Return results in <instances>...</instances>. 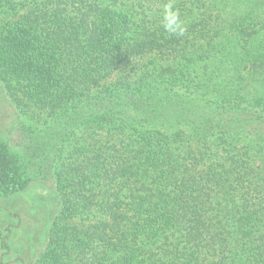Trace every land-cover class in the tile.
<instances>
[{"label":"trees","instance_id":"trees-1","mask_svg":"<svg viewBox=\"0 0 264 264\" xmlns=\"http://www.w3.org/2000/svg\"><path fill=\"white\" fill-rule=\"evenodd\" d=\"M0 79L60 201L37 264H264V0H0ZM33 180L0 142V196Z\"/></svg>","mask_w":264,"mask_h":264},{"label":"rangeland","instance_id":"rangeland-1","mask_svg":"<svg viewBox=\"0 0 264 264\" xmlns=\"http://www.w3.org/2000/svg\"><path fill=\"white\" fill-rule=\"evenodd\" d=\"M117 77L115 75L107 84ZM38 128L35 121L23 114L5 81L0 79V142L7 147L20 170L24 171V176L34 178L31 184L48 185V188L41 190L43 195L25 191L11 197L0 196V229L10 224L15 226L10 239L11 250L4 257L6 264L38 263L49 241L48 226L60 204L56 185L50 179L52 174L46 171L42 173L41 166H45L48 160H40L34 152L36 147L33 149L38 142ZM14 212L22 218L18 225Z\"/></svg>","mask_w":264,"mask_h":264},{"label":"clouds","instance_id":"clouds-1","mask_svg":"<svg viewBox=\"0 0 264 264\" xmlns=\"http://www.w3.org/2000/svg\"><path fill=\"white\" fill-rule=\"evenodd\" d=\"M168 8L171 9V5H168ZM177 18H178V13H171V12L168 13V15L166 16L167 22L165 23L166 30L173 32L177 30L178 25L174 27Z\"/></svg>","mask_w":264,"mask_h":264},{"label":"flooded vegetation","instance_id":"flooded-vegetation-1","mask_svg":"<svg viewBox=\"0 0 264 264\" xmlns=\"http://www.w3.org/2000/svg\"><path fill=\"white\" fill-rule=\"evenodd\" d=\"M13 216H14V215H13ZM14 217H16L17 225L20 224L22 218H21L20 216H19V218H18L17 216H14ZM12 225H14V224H10L9 226L12 228V232H13V229H14L15 226H12ZM11 235H12V233H11ZM10 250H11V249H10ZM3 252H4V250H3ZM3 252H2L1 254H3ZM8 253H9V252H8ZM4 257H5V256H4ZM4 257H3V259H2V258L0 259V261L2 260V261H1L2 263H3V261H4ZM4 262H5V261H4Z\"/></svg>","mask_w":264,"mask_h":264}]
</instances>
